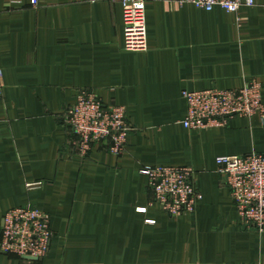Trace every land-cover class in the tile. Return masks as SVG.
Segmentation results:
<instances>
[{"label":"crops","instance_id":"0c3cea01","mask_svg":"<svg viewBox=\"0 0 264 264\" xmlns=\"http://www.w3.org/2000/svg\"><path fill=\"white\" fill-rule=\"evenodd\" d=\"M149 49L125 51L121 0H0V241L5 214L49 215L47 256L0 264H264V232L242 227L219 157L264 154V117L189 130L184 91L264 87V0L237 14L144 0ZM82 91L126 110V151L75 153L65 123ZM264 102V90H263ZM190 167L202 199L171 217L146 167Z\"/></svg>","mask_w":264,"mask_h":264},{"label":"built area","instance_id":"2783aa9c","mask_svg":"<svg viewBox=\"0 0 264 264\" xmlns=\"http://www.w3.org/2000/svg\"><path fill=\"white\" fill-rule=\"evenodd\" d=\"M125 28V51L146 52L149 49L144 0H121ZM183 5L213 12L220 8L237 14L243 7L252 8L255 0H177ZM32 8L40 0H31ZM264 87L256 79L247 81L240 90L209 89L184 91L187 115L186 129L206 130L227 126L236 117H264ZM4 96V72L0 66V101ZM65 123L76 136L75 153L85 159L92 148L108 142L110 151L120 156L126 151L132 127L126 110L120 106H105L92 92L82 91L77 103L67 109ZM218 171L235 202L241 225L246 230L264 232V154L219 157ZM148 177L158 203L171 217L194 213L202 199L193 184L190 167H146L141 171ZM53 232L48 214L33 208L20 207L8 211L3 218L0 252L21 259H43L47 256Z\"/></svg>","mask_w":264,"mask_h":264},{"label":"water","instance_id":"95a60500","mask_svg":"<svg viewBox=\"0 0 264 264\" xmlns=\"http://www.w3.org/2000/svg\"><path fill=\"white\" fill-rule=\"evenodd\" d=\"M25 260H31V261H37L38 259H29V258H24Z\"/></svg>","mask_w":264,"mask_h":264}]
</instances>
